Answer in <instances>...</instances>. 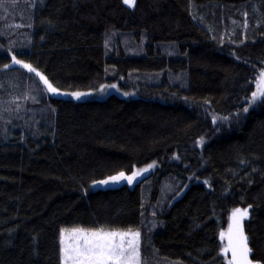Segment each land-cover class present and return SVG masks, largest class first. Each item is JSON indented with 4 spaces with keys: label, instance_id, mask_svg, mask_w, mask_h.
I'll return each instance as SVG.
<instances>
[{
    "label": "trees",
    "instance_id": "obj_1",
    "mask_svg": "<svg viewBox=\"0 0 264 264\" xmlns=\"http://www.w3.org/2000/svg\"><path fill=\"white\" fill-rule=\"evenodd\" d=\"M9 52L120 94L50 96ZM261 71L264 0H0V264H60L72 227L139 230L145 264H225L235 208L264 264V106L243 112Z\"/></svg>",
    "mask_w": 264,
    "mask_h": 264
},
{
    "label": "snow or ice",
    "instance_id": "obj_2",
    "mask_svg": "<svg viewBox=\"0 0 264 264\" xmlns=\"http://www.w3.org/2000/svg\"><path fill=\"white\" fill-rule=\"evenodd\" d=\"M135 2L136 0H123L128 8H133ZM9 55H12V65H19L27 72L34 73L48 93L70 95L77 100L83 96L91 95L79 91L61 92L32 64L18 59L11 52ZM10 67L11 65L7 63L4 65L5 69ZM111 87L115 88L116 85H111ZM33 101H35L34 97ZM257 106H264V71L260 72L257 90L252 91L251 98L247 100V106L243 107V112L247 114L250 109ZM224 119L227 120L228 118L225 117ZM213 123H216L215 118H213ZM153 166L154 162L145 168L133 171L130 175H126L125 171L121 170L117 174L94 180L93 187L96 185L109 186L121 181H126L132 185L139 176L147 173ZM250 207L251 205H249ZM248 218V208L233 209L227 232L220 233L221 240H227V243L222 244L220 249V255L225 257V264H254L253 259L250 258L252 249L249 247V238L244 231L243 222ZM229 254L230 258H228ZM59 258L60 264H145L142 259L141 232L132 228L126 230H105L104 228L93 230L84 227L61 228L59 231ZM256 264H260V262H256Z\"/></svg>",
    "mask_w": 264,
    "mask_h": 264
},
{
    "label": "rangeland",
    "instance_id": "obj_3",
    "mask_svg": "<svg viewBox=\"0 0 264 264\" xmlns=\"http://www.w3.org/2000/svg\"><path fill=\"white\" fill-rule=\"evenodd\" d=\"M10 65H12V63H10ZM14 66H16V65H14ZM40 83L43 85V83L41 81H40ZM60 91L64 92V93L77 92V91H63V90H60ZM46 92H47V90H46ZM79 92L90 93L91 95L83 96L79 100H77V99H74L70 95H53V94L48 93V92H47V94L50 95V96H53V97H61V98H65V99H69V100H73V101L102 100L103 98H105L107 95H109L111 93L120 94L115 88H113L111 86H107L105 88H101V89H99L97 91L94 90V91H79ZM150 171H151V169L147 173H144L141 176H139L137 178V180L133 182L132 185H129L126 181H121L118 184H112V185H109V186L96 185L95 187H93V183H92L91 186H90V189L91 190H97V189L114 188V187H118V186L123 185V184L128 185L130 187H133L137 182H139L141 179H143ZM126 175H130V174H126ZM226 243H227V240L224 239V244H226Z\"/></svg>",
    "mask_w": 264,
    "mask_h": 264
}]
</instances>
